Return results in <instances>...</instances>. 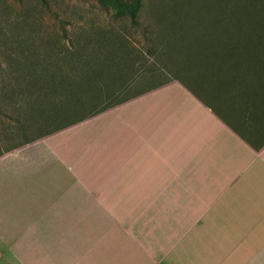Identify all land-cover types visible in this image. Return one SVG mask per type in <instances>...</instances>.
I'll return each mask as SVG.
<instances>
[{"label": "crops", "instance_id": "1", "mask_svg": "<svg viewBox=\"0 0 264 264\" xmlns=\"http://www.w3.org/2000/svg\"><path fill=\"white\" fill-rule=\"evenodd\" d=\"M199 52L0 148V264H264V48Z\"/></svg>", "mask_w": 264, "mask_h": 264}, {"label": "rangeland", "instance_id": "2", "mask_svg": "<svg viewBox=\"0 0 264 264\" xmlns=\"http://www.w3.org/2000/svg\"><path fill=\"white\" fill-rule=\"evenodd\" d=\"M256 1L260 18L264 0H141L134 17L108 0H0V148L69 120L45 122L77 96L50 91L53 99L43 101L38 89L50 84L37 78L42 66L51 74L77 71L75 86L81 93L93 90L92 83L102 86V92L95 87L96 100L87 105L88 111L173 76L165 53L175 47L168 39L187 26L189 17H232L253 27ZM91 69L97 75L92 83L87 74Z\"/></svg>", "mask_w": 264, "mask_h": 264}, {"label": "trees", "instance_id": "3", "mask_svg": "<svg viewBox=\"0 0 264 264\" xmlns=\"http://www.w3.org/2000/svg\"><path fill=\"white\" fill-rule=\"evenodd\" d=\"M108 2L114 7L125 9L133 17L141 4V0H108ZM258 2L259 1H256L255 5L253 3L255 9L253 27L250 25H244L232 17H189L190 22H186L187 26L183 27L180 31L174 32L168 39L169 45L175 47V50L166 51L165 53L168 55V63L171 65V68L174 69V75L171 77H178L184 81H188L192 72L200 73V69L202 67L200 68L199 64H197L195 60L194 65L192 66L191 58L194 57V59H197V52L200 53L199 50L201 49L264 48V14L263 17H256V10L258 5H260ZM245 6L250 7L248 5ZM213 57L216 58L217 56ZM46 62L48 61L43 60V64ZM38 71V80L49 82L50 84L49 86H41L38 89L41 92L40 98L43 99V101L46 99L50 102L53 99V96H51L53 91L56 93L59 90L63 92V94H65L66 91H71L77 96L74 101L67 102L64 108H62L64 105L59 108V110L56 111L57 115H53V113L47 115L45 122L46 120H56L58 117L69 119L67 122L52 128L49 132L71 125L79 120H83L120 101L103 102L104 104L102 103V105L86 111L85 108L87 105L90 103L92 104V102L96 100V97L94 96L95 87H97L101 92L103 91L102 86L95 85L91 82V79H96L94 77L97 76L92 69L87 72V74L89 76L90 83H92L90 84V87L93 90H89L86 93L79 92L78 90L80 87L75 86V83L78 81V72L75 70L64 71L61 69L58 73L51 74L48 68H43L42 66V68ZM84 95L92 96V101L87 100L86 97H83ZM79 113L81 114L79 115ZM29 140H25L17 145L23 144Z\"/></svg>", "mask_w": 264, "mask_h": 264}]
</instances>
